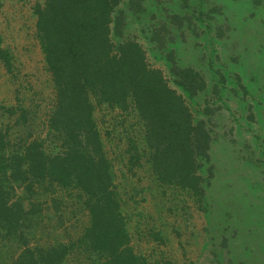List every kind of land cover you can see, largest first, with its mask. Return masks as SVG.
I'll list each match as a JSON object with an SVG mask.
<instances>
[{"label":"rangeland","instance_id":"374dc122","mask_svg":"<svg viewBox=\"0 0 264 264\" xmlns=\"http://www.w3.org/2000/svg\"><path fill=\"white\" fill-rule=\"evenodd\" d=\"M40 1L0 0V46L9 56L7 67L0 61V105L24 110L17 126V114L0 118L14 143L28 132L43 135L54 101L34 29L32 6ZM186 2L143 0L135 10L120 0L115 8L124 22L122 36L112 41H136L148 66L182 95L211 137L208 158L197 169L202 194L196 198L154 180L136 113L94 109L129 246L145 264H264V0ZM174 13L187 16L177 29ZM168 53L203 77L202 91L191 96L175 86ZM130 143L138 160L130 158ZM44 207L33 233L41 244L65 242L86 224L75 204ZM1 247L4 258L6 243ZM80 259L72 255L63 264Z\"/></svg>","mask_w":264,"mask_h":264},{"label":"trees","instance_id":"16d2710c","mask_svg":"<svg viewBox=\"0 0 264 264\" xmlns=\"http://www.w3.org/2000/svg\"><path fill=\"white\" fill-rule=\"evenodd\" d=\"M142 1L128 4L140 10ZM186 1L176 0L181 5ZM119 2L41 0L32 6L54 101L43 135L28 132L14 143L0 124V252L2 242L8 252L0 255V264H63L72 255L81 257L79 264H145L129 246L93 117L96 107L136 113L142 151L158 185L196 198L202 194L197 169L208 158L210 129L204 120L193 119L182 95L148 66L136 41H112V36H122L124 15L115 11ZM185 18L174 13L170 21L177 22V29ZM167 56L175 86L191 96L204 89L198 72ZM0 61L8 66L1 46ZM0 112L7 121L17 114L15 126L24 114L2 105ZM129 146L134 152L130 158L138 160L135 143ZM65 201L86 213L82 230L65 242L34 240L44 206Z\"/></svg>","mask_w":264,"mask_h":264}]
</instances>
